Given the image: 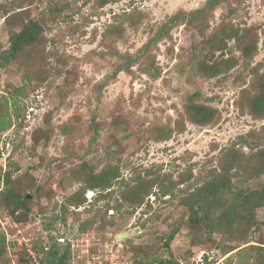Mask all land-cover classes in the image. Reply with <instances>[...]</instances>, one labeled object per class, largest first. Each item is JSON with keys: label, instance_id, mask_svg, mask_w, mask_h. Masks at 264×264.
Masks as SVG:
<instances>
[{"label": "rangeland", "instance_id": "rangeland-1", "mask_svg": "<svg viewBox=\"0 0 264 264\" xmlns=\"http://www.w3.org/2000/svg\"><path fill=\"white\" fill-rule=\"evenodd\" d=\"M0 128V264H264V0H0Z\"/></svg>", "mask_w": 264, "mask_h": 264}, {"label": "trees", "instance_id": "trees-1", "mask_svg": "<svg viewBox=\"0 0 264 264\" xmlns=\"http://www.w3.org/2000/svg\"><path fill=\"white\" fill-rule=\"evenodd\" d=\"M36 32H37V25L35 22H30L27 25H25L23 30L20 33L19 38H16L12 44L13 45L12 46L13 48L12 56H14L16 52L18 51L20 42L22 41L29 42V41L35 40L38 35L36 34ZM1 130L3 129L0 128V131ZM1 157H2V152L0 150V159ZM10 168H11V162L9 164V169L7 170L6 174L10 172L9 171ZM0 172H2L1 168H0ZM1 176L2 175L0 173V186H1V182L4 183V181H6V179L2 180ZM12 203H13V213H12L13 215L14 214L16 215V213L18 214L19 211L24 209V199L23 198L14 196L12 197ZM50 228H51V225H47L45 227V229L47 230H49ZM33 244H34L35 250L38 253L39 258L44 264H69V260L71 258L70 257L71 248L68 242L60 243L56 241L54 237H51L50 243H49V246H50L49 250H45V246L43 243H41L40 247L36 242H33ZM0 245L3 247L6 245V238L4 236H2L0 239ZM27 259H28L27 264H29L30 258H29L28 253H27Z\"/></svg>", "mask_w": 264, "mask_h": 264}, {"label": "built area", "instance_id": "built-area-1", "mask_svg": "<svg viewBox=\"0 0 264 264\" xmlns=\"http://www.w3.org/2000/svg\"><path fill=\"white\" fill-rule=\"evenodd\" d=\"M1 152H2V157L0 159V168L2 173H6L7 170L9 169V164L11 162V150L4 147V145H2V147L0 148ZM44 236V246H45V250H49V243H50V239L51 237H54L56 239V241L60 242V243H66L68 242V244L70 245L71 251L74 252V255L71 256L69 264H104L103 261L99 260V258H96V256H89L88 254H90L89 252H93L92 249V245L90 246L89 244H84L83 248L87 249V256L86 258H84L83 261H78V259L76 260L74 257L76 255V253L79 251V248L75 249V247H73V243L71 241V239L67 238L65 235L63 234H59V233H43ZM86 241H89L88 239H86ZM91 243V242H90ZM20 245L25 246V249L29 255L30 258V263L29 264H44L41 259L38 256L37 251L35 250L34 244L32 242L31 239H24V243L22 244L21 241H19ZM72 245V247H71ZM98 259V260H97Z\"/></svg>", "mask_w": 264, "mask_h": 264}]
</instances>
